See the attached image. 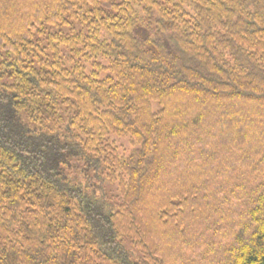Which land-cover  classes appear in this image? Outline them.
<instances>
[{"label": "trees", "instance_id": "trees-1", "mask_svg": "<svg viewBox=\"0 0 264 264\" xmlns=\"http://www.w3.org/2000/svg\"><path fill=\"white\" fill-rule=\"evenodd\" d=\"M262 166L264 0H0V264H264Z\"/></svg>", "mask_w": 264, "mask_h": 264}, {"label": "rangeland", "instance_id": "rangeland-1", "mask_svg": "<svg viewBox=\"0 0 264 264\" xmlns=\"http://www.w3.org/2000/svg\"><path fill=\"white\" fill-rule=\"evenodd\" d=\"M116 144L121 147V152H123V153H127L128 151L131 150V146H130L128 139H117ZM259 173H260V175H258L259 178L257 179V181H259V183H260V181L264 178V166L260 167ZM255 177H256V175H255ZM254 183H255L254 181H251L250 184L254 185ZM254 186H256V185H254Z\"/></svg>", "mask_w": 264, "mask_h": 264}]
</instances>
